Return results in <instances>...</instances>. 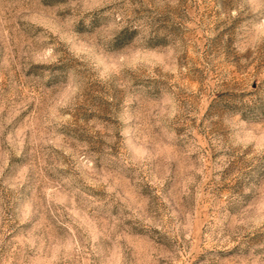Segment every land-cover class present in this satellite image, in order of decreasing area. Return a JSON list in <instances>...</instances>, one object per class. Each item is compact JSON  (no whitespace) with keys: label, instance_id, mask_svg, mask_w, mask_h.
Instances as JSON below:
<instances>
[{"label":"rangeland","instance_id":"rangeland-1","mask_svg":"<svg viewBox=\"0 0 264 264\" xmlns=\"http://www.w3.org/2000/svg\"><path fill=\"white\" fill-rule=\"evenodd\" d=\"M0 264H264V0H0Z\"/></svg>","mask_w":264,"mask_h":264}]
</instances>
